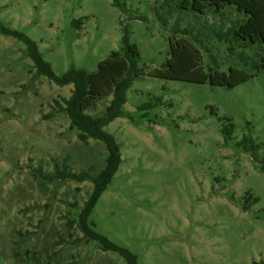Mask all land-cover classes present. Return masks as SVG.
I'll return each mask as SVG.
<instances>
[{
	"label": "rangeland",
	"instance_id": "1",
	"mask_svg": "<svg viewBox=\"0 0 264 264\" xmlns=\"http://www.w3.org/2000/svg\"><path fill=\"white\" fill-rule=\"evenodd\" d=\"M112 1L0 0V23L35 41L56 75L95 72L121 50L124 27L137 47L143 74L104 127L121 161L89 221L138 264H264V74L231 89L153 77L170 56L178 14L164 28L155 15L164 0H119L126 11ZM180 15L181 28L212 22ZM223 50L226 70L233 61ZM71 89L37 76L25 45L0 32V264H125L69 225L92 182L48 178L62 165L95 176L107 156L104 143L80 141L57 108ZM110 98L86 113L101 115ZM218 117L233 123L231 140ZM243 136L260 145L253 155L237 145Z\"/></svg>",
	"mask_w": 264,
	"mask_h": 264
},
{
	"label": "trees",
	"instance_id": "2",
	"mask_svg": "<svg viewBox=\"0 0 264 264\" xmlns=\"http://www.w3.org/2000/svg\"><path fill=\"white\" fill-rule=\"evenodd\" d=\"M112 5L126 11L125 3L119 0H113ZM173 12L178 15L169 36L170 56L161 70L150 72L151 76L231 89L260 73L264 74V0H164L163 8L155 11L157 20L164 28ZM180 13H192L198 19L211 15L212 22L204 18L197 26L194 25L197 22H194L181 28L179 23L183 17ZM72 24L80 29L82 20H74ZM123 30L121 50L112 51L98 63L95 72L70 68L62 75H56L41 56L35 41L0 23L2 34L12 36L25 45L37 76H44L60 87L72 85L70 95L62 98L61 103L55 101V104L66 114L69 128L77 131V138L85 143L89 139L98 140L105 145L107 156L103 169L97 175L91 176L88 171L74 173L62 165L61 168L55 167L54 175L48 177L92 182L87 200L69 225L78 229L84 241L95 242L101 251L118 254L125 264H138L135 254L97 232L89 221L95 204L110 184L121 161L119 146L104 131V127L123 114L126 91L132 81L143 74L138 68L137 47L129 42L126 27ZM176 34L183 36L182 39H178ZM219 46L224 49L225 56L233 61L226 70L221 69L217 58ZM108 96L111 98L101 115L86 113L95 108L99 100ZM154 102L144 106L151 108L159 104L160 98L155 97ZM211 113L215 114V111L211 109ZM218 119L225 122L221 129L224 139L231 140L233 123L225 117ZM237 145L252 155L260 146L250 136H243ZM260 168L264 170V165ZM254 201L257 202L256 197ZM247 209L244 206V210ZM14 257L19 259L17 253H14Z\"/></svg>",
	"mask_w": 264,
	"mask_h": 264
}]
</instances>
